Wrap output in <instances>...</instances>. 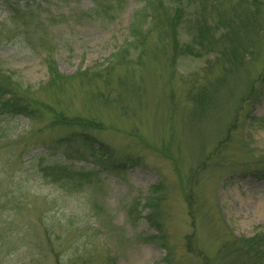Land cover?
<instances>
[{
	"label": "rangeland",
	"instance_id": "1",
	"mask_svg": "<svg viewBox=\"0 0 264 264\" xmlns=\"http://www.w3.org/2000/svg\"><path fill=\"white\" fill-rule=\"evenodd\" d=\"M228 1L23 0L12 8L0 0V71L37 110L34 118L0 117V264H157L165 249L139 236L157 233L142 208L159 182L178 264H201L188 252L191 234L197 252L213 255L231 234L264 229V177L249 171L264 157V126L252 121L264 116V93L235 117L247 83L264 68V38L259 47L247 40L245 64L227 73L216 48L204 57L183 51L203 14L214 24L224 4L236 3ZM176 7L178 48L162 14ZM49 56L72 80L49 83ZM108 69L106 79L73 76ZM195 82L212 96L197 113ZM59 113L96 123L86 130L114 153L84 144L78 133L87 127L53 124ZM54 162L91 177L62 187L39 170ZM188 189L197 196L196 222ZM136 200L145 218L129 215Z\"/></svg>",
	"mask_w": 264,
	"mask_h": 264
},
{
	"label": "trees",
	"instance_id": "2",
	"mask_svg": "<svg viewBox=\"0 0 264 264\" xmlns=\"http://www.w3.org/2000/svg\"><path fill=\"white\" fill-rule=\"evenodd\" d=\"M22 1L23 0H5V3L12 8H16V6H23ZM228 2L236 3L231 4V6L224 4L219 12L217 21L211 20L214 24H211L206 16L204 17L205 13L203 14L202 20L197 23V32H194L195 34L193 33L192 35L193 41L191 40V42L183 48L184 53L186 52L187 55L194 57L210 56V53L214 52L215 48L218 49L216 53L223 56L222 62L226 69L224 73H227L230 69H240V67L245 64L247 40L251 42L253 47L259 42V47L264 38V0H229ZM182 12L183 10L180 7H176L173 13L162 12L163 22L165 23L164 29H166L164 32L170 34L175 48L181 46V43H179L180 39L176 34L179 32V27L182 23ZM219 24L224 25L221 26ZM133 28L132 33L133 36H135L137 27L133 26ZM148 35L149 34H147L146 37L143 36L144 42L149 39ZM180 51L181 50H174L171 51V54H179ZM122 60L123 51L119 52L118 63ZM214 61L218 62L217 59ZM46 63L50 74V84H57L60 86L70 79L72 80L68 75L61 74L58 64L53 56L47 57ZM110 74L111 69L106 70L105 73H92L90 70H85L77 72L73 76L82 78L87 75L89 76V82L90 80H96V78L106 79ZM202 77L203 75H199L193 80L197 81ZM225 80L226 79L224 78L222 81L223 84ZM201 83V85H198L197 82H195L190 86V89L200 87V91L195 94V98H192L196 104V113L198 106H202L207 100L211 101L212 98V96H209L210 93L207 86L214 85V81L212 82L210 80L206 83L208 84L207 86H205V83ZM246 89L247 90L239 99L238 109L235 114V117L237 118L240 117V112L244 109V106H252L261 101V97L264 93V68L255 79H250L246 85ZM36 111L37 110L31 104L30 97L26 95L25 91L21 88V84L14 80L10 74L0 71V117L27 116L34 118ZM69 120L71 122H76L75 124H80L82 127H87L78 133V136H80L84 144L89 145L91 148H96L100 154L106 156L114 153L113 148L109 147L104 142L98 141L88 133V130H86L88 127H97V124L93 121L85 120L80 117L68 118L63 113H59L53 121V124H69ZM252 121L259 122L264 126V116L260 118L253 116ZM224 141L219 143L217 149H220V147L223 146L222 143ZM253 164H256L254 168ZM203 165H205V161L199 166ZM251 166L252 169L249 170L250 173L264 177V157L252 162ZM39 168L44 178L62 187H68L72 184H82L86 179L91 177V173L73 170L65 163H41ZM167 197L168 195L165 193V187L161 182L150 185V192L146 196V202L144 203L142 210L147 208L148 212L146 218L151 226L156 229L157 233L146 234V236H139V238L146 243H158L163 249H165L166 254L164 258L157 264H178L175 258L176 249L169 238L170 233L165 222V207L163 204ZM185 198L188 204L190 218L196 222L198 215L196 212L197 196L195 191L193 189H188ZM138 204H140V202L136 200L135 205L130 207L132 210L128 211L129 215L135 219L144 217L141 215V210L137 208ZM192 235L193 234L188 237V252L199 256L201 258V264H264V229L251 236H237L231 234L229 238H226V240L218 246L213 255L206 252L204 253L202 248H200L201 251L197 252L196 250L199 246L196 245V240Z\"/></svg>",
	"mask_w": 264,
	"mask_h": 264
}]
</instances>
